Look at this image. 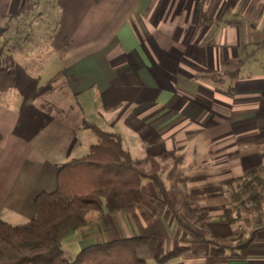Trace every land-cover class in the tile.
<instances>
[{"label": "crops", "instance_id": "obj_1", "mask_svg": "<svg viewBox=\"0 0 264 264\" xmlns=\"http://www.w3.org/2000/svg\"><path fill=\"white\" fill-rule=\"evenodd\" d=\"M29 1L30 13L17 14L28 0H0V47L16 73L0 95V218L31 219L58 166L97 143L93 123L135 160L182 157L198 233L235 241L249 232L251 213L230 223L224 212L238 179H264V0ZM143 183L151 199L67 237L65 257L143 236L141 264H264V216L247 247L218 253L182 241Z\"/></svg>", "mask_w": 264, "mask_h": 264}, {"label": "trees", "instance_id": "obj_2", "mask_svg": "<svg viewBox=\"0 0 264 264\" xmlns=\"http://www.w3.org/2000/svg\"><path fill=\"white\" fill-rule=\"evenodd\" d=\"M31 7L28 0L17 14H29ZM5 30L0 27V38ZM11 60L0 47V95L16 81ZM240 64L241 61L235 63V74ZM87 127L97 137V143L85 155L58 166L55 188L36 194L31 219L10 224L0 218V264H141L136 251L145 241L143 236L92 244L72 259L65 257L62 244L104 213H130L140 202L151 199L144 180L152 183L157 196L172 213L182 241L209 242L218 253L242 249L262 226L264 179L258 173L252 178L238 179L239 187L231 194L232 202L224 212V220L230 223L236 219L235 212L251 213L250 231L235 241L206 238L194 229L196 208L190 206L191 197L183 185L180 155L166 152L160 160H135L122 147L117 133L93 123Z\"/></svg>", "mask_w": 264, "mask_h": 264}, {"label": "rangeland", "instance_id": "obj_3", "mask_svg": "<svg viewBox=\"0 0 264 264\" xmlns=\"http://www.w3.org/2000/svg\"><path fill=\"white\" fill-rule=\"evenodd\" d=\"M65 248H66V247H65V244H64V246H63V248H62V249H63V250H65Z\"/></svg>", "mask_w": 264, "mask_h": 264}]
</instances>
